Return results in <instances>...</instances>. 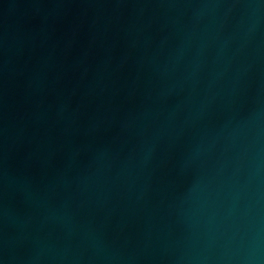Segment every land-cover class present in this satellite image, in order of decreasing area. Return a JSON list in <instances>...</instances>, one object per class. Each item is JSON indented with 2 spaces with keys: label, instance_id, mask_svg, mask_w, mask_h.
I'll return each instance as SVG.
<instances>
[{
  "label": "water",
  "instance_id": "obj_1",
  "mask_svg": "<svg viewBox=\"0 0 264 264\" xmlns=\"http://www.w3.org/2000/svg\"><path fill=\"white\" fill-rule=\"evenodd\" d=\"M0 264H264V0H0Z\"/></svg>",
  "mask_w": 264,
  "mask_h": 264
}]
</instances>
